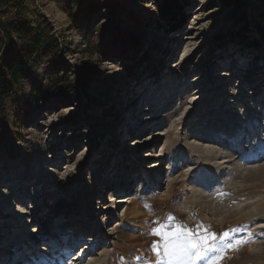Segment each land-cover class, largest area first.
I'll use <instances>...</instances> for the list:
<instances>
[{
    "label": "rangeland",
    "instance_id": "rangeland-1",
    "mask_svg": "<svg viewBox=\"0 0 264 264\" xmlns=\"http://www.w3.org/2000/svg\"><path fill=\"white\" fill-rule=\"evenodd\" d=\"M171 1L176 20L164 16L165 0H23L25 13L46 20L53 35L64 42L67 53L58 54L54 68L82 85L78 95L64 103L43 105L36 96L26 124L21 125L16 115L6 125L7 139L0 142V192L5 190L14 203H2L0 194V245L9 251L13 264L40 258L32 239L42 229L37 216L49 214L50 207L59 210L58 228L68 219L77 232L83 214L80 195L92 205V212L87 211L91 227L66 260L72 261L73 252L92 240L96 225H105L115 244L113 248L108 243L113 249L109 264H169L163 236L177 230L217 249L200 264H264V228L258 233L251 220L226 214L264 192L259 174H249L245 186L231 180L220 185L219 177L229 172L226 167L220 171V160L205 171L210 179L202 184L206 193L198 203L204 212L215 211L224 219L216 226L194 215L185 198L178 196L180 189L168 170L169 152L175 147L215 146L219 159L224 152L232 155L237 149L230 148V142H237L232 136L235 129H244L237 144L244 147L240 160L254 149L255 165H264V0H241L239 7L226 5L230 0ZM5 3L0 0V10ZM92 4L97 11L89 19H70V11L83 12ZM16 13V8L8 10L1 19L8 22ZM54 68L39 66L24 84V102L47 85ZM136 120L140 123L133 130ZM132 139L137 140L125 146ZM131 145L137 150L132 154ZM140 165L156 173L146 193L137 195ZM40 171L48 175L54 192L21 215L14 206L17 202L31 205ZM111 191H118L116 198L132 200L126 207L134 215L123 219L121 226L116 213L121 216L125 204L106 205ZM216 199L219 205L214 207L211 202ZM63 205L71 206L72 217L64 214ZM8 212L14 218L6 219ZM24 226L30 229L27 236L18 234ZM154 229L160 234L153 235ZM226 232L228 237H223ZM99 236L98 254L107 243ZM237 240L247 242L236 245ZM59 243L57 260L70 246L66 239ZM2 253L0 264H4ZM221 255L222 260H213ZM92 258L93 253L88 254L84 264Z\"/></svg>",
    "mask_w": 264,
    "mask_h": 264
},
{
    "label": "bare ground",
    "instance_id": "bare-ground-1",
    "mask_svg": "<svg viewBox=\"0 0 264 264\" xmlns=\"http://www.w3.org/2000/svg\"><path fill=\"white\" fill-rule=\"evenodd\" d=\"M257 98H260V96H258ZM230 103H233V102L231 101ZM246 104L248 105V103H246ZM247 105H245V108ZM150 109H148V110H150ZM249 109L250 108H246V111H248ZM131 117H132V115H130V118ZM138 123H140L138 120L132 121L133 130L135 127H137ZM253 129H254V131L257 130V126L255 124L253 125ZM243 131H244V129L243 130H238V129L234 130V133L232 136H234L233 138L237 139V142H235L233 144H232V142H230V148H237V149H233L232 155H230L227 152H224L221 159L218 158L219 157V150H217V147H215V146H213V147H211V146H209V147H207V146H196V147L193 146L192 148L175 147L172 149L171 152H169L170 154H169V158H168V166H169L168 170H169V172H171V176L173 177V184L176 187L178 186L179 187L178 189H180V194L178 196H180V197L182 196L183 198H185V203L187 204V206L189 208L192 209V212L194 213V215H196L197 217H202L205 219V221H209L216 226H221L223 224L222 221L224 219H219L218 216L216 215L215 211L209 210L208 212H204L202 210L203 207L201 208V206H200L201 204L199 205V203H198V201L203 199V195L206 193V192L201 191V186H202V184L204 185L205 183H207L208 179H210V177H207V175H205V171H207V170L209 171V169H212V167L214 166V165L212 166V164H214L216 161L220 160V164H219L220 168H221L220 171L222 169L225 170V167H226V169H229V172H227V173L224 172V174L219 177V182H220L219 184L220 185L223 183L222 182L223 180H229V181L231 180L234 183L235 182L237 184L241 183L242 186H245V184L243 182H245L248 175L249 174L251 175V173H253V172L257 173V175L259 174L261 176V179L264 181V165H262V166L261 165H259V166L255 165L256 162H254V161L257 160L256 159L257 154L254 152V149H252L251 154H248L246 157H244L243 160H240V157L242 156V153L244 151V147L243 148L239 147V146H237V144H238V142L241 141L240 136H241V134L243 135ZM137 136H138V134L136 135V138H137ZM135 140H137V139L130 140L129 142H127V144L125 146L128 145V147H130V144H132V142H134ZM217 140L222 141L221 138H217ZM232 141L234 142V139ZM243 146H244V143H243ZM131 147H132L131 149H133L132 145H131ZM262 149H263V147H262ZM136 151H137L136 149H133V150H131L130 154L135 153ZM124 159H126V157ZM124 159H123V161H124ZM137 160L139 161L138 164H140V162L142 161L141 155L138 156ZM246 161H247V163H245ZM188 163L189 164L193 163V165H190L193 167L187 168L186 165ZM251 166L253 168H250ZM151 168H153V167H151ZM139 169H141L142 171L147 170L146 174H142L141 170H139ZM139 169L137 170L138 173H137L136 177L138 179H142V180L137 183L138 190L136 193H137V195H142V194L146 193L145 188H147V190H148L149 186L152 184L151 179L155 176L154 174L156 172H154L153 170L151 171V169H149V167H143V165H140ZM194 173L198 174V177H196ZM43 174H44V172L40 171V173L37 175L38 179H39L38 183H37V188L35 189V191H33V192L31 191L32 192L31 194L29 193L30 196L33 198L31 200V202L28 203L31 205L25 206V204H23L22 202H17V204L14 206L15 210L16 209L19 210L18 211L19 214L22 215V213H26V212L28 213L31 210H33L35 207L37 208L36 205H38V204L36 203V201L37 202H45L46 197H48L52 192H54L53 185H51L49 183L50 181H48V175L45 176ZM174 175H177V176H174ZM192 187L195 188L194 191L190 190V188H192ZM4 191L5 190H2L0 192V194L2 195L1 199L3 200L2 203H5L6 205L12 206V204L14 202L12 203L9 195H7L8 193H4ZM114 192H118V191H111L110 199L106 205H108V204H113V205L114 204H117V205L125 204L123 207L124 213H122L121 216L120 215L118 216V213H116L117 214L116 215L117 223L119 226H121L122 225L121 221H123V219H127L129 214L134 215V213H130V209L128 207H126L127 204H130L132 202V200L128 196L116 198V194H114ZM79 194L80 193H77L76 195L78 196ZM79 197L83 199V202H81V205H80V207L83 210L82 211L83 214L79 216V218L82 219L81 220L82 222L78 226L77 232H75V231L73 232L71 230L73 228L74 222H71L68 219H66V222H65L66 224L64 226H62L61 228H58V226H56L55 220L58 218L59 210H58V208L50 207L49 208L50 211L48 212L49 214L46 213L44 216L43 215L37 216V218L40 221L39 224H42V229L40 232H38V234H37L38 237L32 239L33 240L32 244L34 243L36 248L38 249V251H39L38 255L40 258L37 259V257H36L35 263H33L31 259H29V260L26 259L24 264H54V263H56V264L57 263L58 264H84V261H83L84 258L90 253H93V258L89 264H109L110 259L112 258V255H113V249H112V247H108V243H111V246H113V248L115 247V244L110 242L112 235L110 234V232H107L108 230L106 229L105 225L104 226H100V225L95 226V230L93 231L92 240L88 241V243L84 244L83 246H81L77 250V252L79 253L78 256L74 255L78 258L75 257L74 259H72V261H70V259L69 260L65 259V256H67L68 253L72 252L73 246H77L84 241L83 238L78 239V237H82L81 235L84 234L83 232L88 233V231L91 227L90 224H91L92 218L90 216H88V214H87V211L92 212V209H89L91 204L89 203L90 204L89 205L87 203V201L84 200L85 197H82V195H80ZM173 197H174V195H173ZM218 200L219 199H216L215 202H211V205L214 207H217L216 205H219ZM63 201L66 203V196L63 197ZM203 201H205V200H203ZM61 207H63L62 211L65 212L64 214L72 217L73 213H72L70 205H63ZM140 208H141V206H139L138 209L136 210V214L139 212ZM101 209H103V207ZM117 209H118V207H117ZM37 210H39V209H37ZM116 212H118V211H116ZM226 214L229 215L230 218L234 217L235 220H240L243 218L251 220L250 223H252L254 225V227L256 228L255 230L256 231L258 230V233H260L261 230L264 228V192L261 193V195L259 196V198L257 200H252V199L247 200L245 203H243V204L241 203L240 205H238L237 208L235 209V211H228V212H226ZM4 217H6V219L7 218H14V215H12V214L10 215L8 212V214H6V216H4ZM29 232H30V229L27 228V226H24V230L19 231L18 234H21V236H27L26 234H29ZM14 235H16V234H14ZM99 235H103V237L101 236V238H102L101 240L107 241V243L104 244L105 245L104 250L98 254V253H96V246H97L98 242L100 241ZM64 239L68 240V243H70V246H69V248H66V250H65L66 253L61 255L63 257H61L60 260H57L58 258L56 256L57 251H55V245H57V244L60 245L59 241L60 240L63 241ZM39 241H41V242L46 241L47 244L40 247V244H38ZM30 243H31V240H30ZM4 249H5V247L1 244L0 245V254L3 252ZM8 252L9 251H5V253H2L3 255H1V257L3 258V256H4V258H3L4 264H13L9 259V255H8L9 253ZM201 261L202 260H198V261L188 260V261H180V262H176V263L177 264H200Z\"/></svg>",
    "mask_w": 264,
    "mask_h": 264
},
{
    "label": "trees",
    "instance_id": "trees-1",
    "mask_svg": "<svg viewBox=\"0 0 264 264\" xmlns=\"http://www.w3.org/2000/svg\"><path fill=\"white\" fill-rule=\"evenodd\" d=\"M5 2L0 10V142L7 139L6 125L11 117L18 115L21 125L28 122L32 108L38 101L36 96H40L43 105H51L52 102L64 103L69 96H77L82 85L80 81L76 83L67 74L54 68V62L59 61L58 54H66L67 51L64 42L53 35L51 25L46 20L30 18L21 6L23 0ZM240 2L241 0H230L225 4L239 7ZM164 4V16L176 20L173 18L172 1L165 0ZM15 8V18L3 22L1 16ZM95 11L97 7L92 4L84 8L83 12L79 10L75 14L70 11L69 17L74 22H80L84 18L89 19L88 16ZM177 27L179 26L173 28ZM42 63L48 68H54L55 75L46 86L40 87L37 93H32L24 102L21 99L25 92L24 84L35 75ZM14 136H18V133H14Z\"/></svg>",
    "mask_w": 264,
    "mask_h": 264
},
{
    "label": "snow or ice",
    "instance_id": "snow-or-ice-1",
    "mask_svg": "<svg viewBox=\"0 0 264 264\" xmlns=\"http://www.w3.org/2000/svg\"><path fill=\"white\" fill-rule=\"evenodd\" d=\"M153 235H159L160 231L154 229L152 232ZM228 233H224L223 237H228ZM222 237V238H223ZM165 241L164 245V255L168 257L169 264H176V262L180 261H198L201 259H205L209 252H216L217 249L205 244H200L198 241H193L191 238V233L187 234L184 231L177 230L173 233H168L163 236ZM211 239L214 241L216 239L215 234H212ZM247 241L237 240L236 245H240L242 243H246ZM229 247H234L233 245H229ZM154 251H157V255L159 256V252L154 248ZM223 255L214 257V261L222 260Z\"/></svg>",
    "mask_w": 264,
    "mask_h": 264
}]
</instances>
